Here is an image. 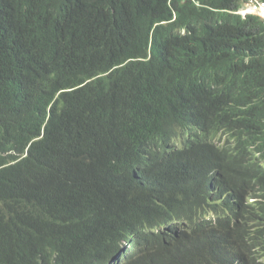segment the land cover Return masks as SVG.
<instances>
[{"label":"trees","instance_id":"1","mask_svg":"<svg viewBox=\"0 0 264 264\" xmlns=\"http://www.w3.org/2000/svg\"><path fill=\"white\" fill-rule=\"evenodd\" d=\"M244 1L0 0V264H264Z\"/></svg>","mask_w":264,"mask_h":264},{"label":"built area","instance_id":"2","mask_svg":"<svg viewBox=\"0 0 264 264\" xmlns=\"http://www.w3.org/2000/svg\"><path fill=\"white\" fill-rule=\"evenodd\" d=\"M242 14H254L264 19V2L258 0H247L246 8Z\"/></svg>","mask_w":264,"mask_h":264},{"label":"clouds","instance_id":"3","mask_svg":"<svg viewBox=\"0 0 264 264\" xmlns=\"http://www.w3.org/2000/svg\"><path fill=\"white\" fill-rule=\"evenodd\" d=\"M258 1L263 2L262 0H258ZM246 3H247V0L244 1V3H243V5H242L241 9H239L237 12H235V14L240 15L242 18H246L247 16H255V17L260 18V19L264 22V19H262V18H261L260 16H258V15H254V14H242V12H243V11L245 10V8H246Z\"/></svg>","mask_w":264,"mask_h":264}]
</instances>
